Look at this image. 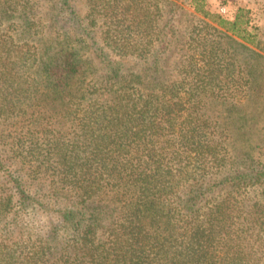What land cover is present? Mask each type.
<instances>
[{
    "label": "trees",
    "instance_id": "1",
    "mask_svg": "<svg viewBox=\"0 0 264 264\" xmlns=\"http://www.w3.org/2000/svg\"><path fill=\"white\" fill-rule=\"evenodd\" d=\"M240 18L0 0V264H264V54Z\"/></svg>",
    "mask_w": 264,
    "mask_h": 264
},
{
    "label": "rangeland",
    "instance_id": "2",
    "mask_svg": "<svg viewBox=\"0 0 264 264\" xmlns=\"http://www.w3.org/2000/svg\"><path fill=\"white\" fill-rule=\"evenodd\" d=\"M187 10L203 17L205 12L218 14L227 20H234L240 13V31L246 30V35L254 40V49L264 54V0H179ZM81 2V0H78ZM196 7L200 10L196 12ZM79 9L84 12V5L80 3ZM207 20H211L208 16ZM39 220L48 224L51 220H58L52 210L39 208Z\"/></svg>",
    "mask_w": 264,
    "mask_h": 264
}]
</instances>
